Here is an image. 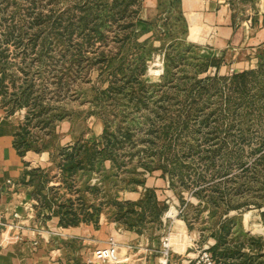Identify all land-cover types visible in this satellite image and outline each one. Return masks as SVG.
Segmentation results:
<instances>
[{"label": "rangeland", "instance_id": "374dc122", "mask_svg": "<svg viewBox=\"0 0 264 264\" xmlns=\"http://www.w3.org/2000/svg\"><path fill=\"white\" fill-rule=\"evenodd\" d=\"M110 1L108 0L109 3ZM139 1L141 10L138 15L135 16L131 13L136 8V4H133L128 7L126 18L119 19V17L116 20L105 18L102 21L101 31L105 33V38L102 41L94 38L92 47L83 46L82 49L83 54L89 58L103 52L105 61L98 65H91L87 60L80 62L79 66L82 67V71L78 72V76L69 87V92L64 95L55 92L51 84V69L54 65L58 67L73 65L70 54L75 52V43L79 42L81 37L76 33L73 34L70 38L69 50L67 49L66 57L63 59L56 55L57 49L60 47L50 44L55 42L52 34L50 37H47L46 34L43 37L36 36L37 45L30 51L32 33L36 32V29H29V22L37 12L46 15L55 14L56 11H67L66 16L70 15L72 17L70 20L75 23L78 16L83 14L79 12V7L82 9L85 7L83 5L87 4L86 6L95 5L99 8L100 4L93 0H0V69L5 68L8 73L0 83V113L11 116L15 122L16 131H21V126L26 124L27 138L33 139L35 146L43 142H53L56 147H59L72 142L82 134L86 138L97 137L101 134L104 126L100 117L101 113L110 111L111 114L121 113L124 115L123 113L126 114L135 109L134 105L124 106L125 102L113 105V100L107 94L100 93L107 86L106 79L110 72H116L115 78L121 80L122 76L128 74V67L134 74L143 68L139 79L150 85L146 91L150 105L128 115L127 120L131 123L130 118L135 117L134 124L139 127L141 126V123L139 124L141 114L150 115L151 113L152 117L157 118L167 111L165 114L172 118V122H176V131L184 133L179 136V143L182 146L192 145L197 152L202 153L224 145L228 151L234 150L233 152H237V155L241 156L239 162L244 164L243 168H251L246 179L242 178L241 170L243 168L236 166L231 169L228 176L240 174L238 177H241L245 182L248 181V184L253 186L254 192L228 196L227 204L238 209L230 210L222 218H225V228L228 230V245L232 247L242 244L241 252L249 258L254 256L253 264H264V222L261 217V212L264 210V159L258 160V157L264 152V114L260 120L254 115L242 122L238 116L224 120L218 117L216 122L203 126L201 129L203 132L198 135L189 133L190 130L198 128L196 123L189 122L186 126L177 123L178 116H181L185 111L181 102L186 92L181 84L185 82L190 84L215 74L229 76L233 72L253 69L259 64H264V42H261L258 37L263 20L262 23L255 20L259 17L256 15L259 8L258 2L257 0L229 1L227 8L235 18L236 28H241L240 26L246 22L249 28L253 31L256 29L258 32L256 36H249L248 39L246 34L238 33L231 40L225 42L223 48H218L215 44V37H210V41L203 44L189 40L187 19L181 0ZM104 3L105 1L101 5H105ZM131 23L134 25L131 26ZM10 26L15 27L11 29ZM22 26L24 29L20 30L19 28ZM122 26L127 27L123 30L120 29ZM22 31H24L20 37L22 45L17 46L15 42L18 40V34ZM118 31H123L120 35L127 34L125 41H116ZM8 32H11V37L6 42ZM25 55L26 57H24ZM23 58L25 59L24 63L21 62ZM11 72L14 75H10ZM163 74L166 75L165 80L162 79ZM25 80L32 81L36 90L40 92L43 106L40 109L41 112L35 109L32 100L28 106H15L16 97L24 86ZM161 81L166 84L162 90L155 85ZM167 87L174 88L167 93L165 92ZM167 97L171 98V101L169 104L166 103L163 112L156 102ZM217 100H220V97L213 96L206 100L205 113L212 111L217 106V102H219ZM44 111L45 113H43ZM37 114L40 116L35 118L34 115ZM27 116L30 121H26ZM44 116L48 123L47 126L42 121ZM215 127L220 131L221 141L206 140V131L215 129ZM48 130H52L55 135L53 141L48 135ZM217 142L219 143L217 144ZM261 144H263V148L261 147V150L253 154L255 148ZM200 153L187 158L181 153L183 157L178 161V165L191 168V174L185 180L188 189H172L169 180L161 177L160 170L145 171L143 186L155 190L157 200L164 210L158 221L148 215L145 221L139 225L141 232L124 227L119 222L110 219L109 209L101 208L98 226L103 223H114L121 228V231L129 232L130 238L128 237L122 243L115 237H111L117 242L118 249L124 253L126 261L141 259L143 264H157V258L160 257V239L166 235L170 237L171 258L178 263L191 264L200 248L209 247L211 251L215 241L211 238L210 233L217 226V221L226 207L225 204L218 208L212 207L202 197L197 198L193 194L197 189L195 181L197 173L206 168L205 162L198 157ZM225 153L224 151L221 157L220 155L217 157L216 168L225 164L223 163ZM48 166L50 175L56 177L51 179L47 186L58 185L60 181L58 167L55 163H50ZM138 169L142 171V169ZM207 172L202 184H210L224 178L217 177L212 181ZM28 178L26 177L25 180ZM89 179L91 185L100 184L95 174ZM19 184L21 190H27V192L32 190L31 186L23 185L20 180ZM175 184L177 187H181L178 182ZM44 192L46 191L44 190ZM59 193H65V198L69 196L76 198V194H70L64 189ZM142 195L141 187H137L133 191H119L117 199L136 201ZM89 198H92L94 204L99 201L91 195ZM258 203L259 205H257ZM87 225L95 227L93 223ZM260 245L261 249L258 248Z\"/></svg>", "mask_w": 264, "mask_h": 264}, {"label": "trees", "instance_id": "16d2710c", "mask_svg": "<svg viewBox=\"0 0 264 264\" xmlns=\"http://www.w3.org/2000/svg\"><path fill=\"white\" fill-rule=\"evenodd\" d=\"M93 1L100 5L105 1V5H101V8L100 5L97 8L95 5L86 6L87 4L83 5L85 7L82 9L79 7V12L83 14L78 16L75 23L70 20L72 19L70 15L66 16L67 11H56L55 14L46 15L37 12L32 21L29 22L28 28L36 29V32L32 33L30 51L37 45L38 39L36 40V36L41 35L43 37L46 34L47 37H50L52 34L55 42L50 44L60 47L57 49L59 54L56 55L63 59L66 57L70 38L73 34L76 33L81 37L80 41L75 43V52L70 54L73 65L70 67L54 65L51 69V84L55 92L67 95L70 85L78 76V72L82 71V67L79 66L80 62L87 60L90 61L91 65H98L105 61L103 52L89 58L83 54L82 49L83 46L92 47L94 38L98 41L105 38V33L101 31L102 21L105 18L116 20L120 17L119 19H124L128 7L133 4H136L135 10L131 11L133 15H138L141 10L139 0H111L110 3L108 0ZM133 25L131 23V26ZM14 27L10 26L11 29ZM125 27L127 26H122L120 29L124 30ZM19 29L23 30L24 26ZM24 31L17 36L18 40L15 42L17 46L22 45L20 37H22ZM117 33V42L127 39V34L120 35L123 31ZM10 37L11 32H8L6 42L10 40ZM38 58L40 59V56ZM21 62L24 63L25 59L23 58ZM142 70L143 68H140L139 72L134 74L128 67V74L122 76L121 80L115 78L116 72H110L109 77L106 79L107 86L100 93L107 94L113 100V105L125 102L124 106L134 105L135 109L126 114L123 113L124 115L121 113L111 114L110 111L101 113L100 117L104 126L101 134L97 137L86 138L82 134L72 142L59 147H56L53 142H43L35 146L33 139L29 140L27 138L26 124L21 126V131L15 130L13 145L20 156H24L30 150L36 153L47 151L49 162L51 164L55 163L60 171L58 185L47 186L51 179L56 177L50 175L49 166H37L23 170L20 183L32 187L29 195L36 201L34 208L37 215L44 212L42 214L44 219L57 216L58 226L60 227L78 226L81 223H93L95 227H98L97 223L101 208L107 207L110 219L119 222L124 227L141 232L139 225L145 221L148 215L158 221L164 210V207L157 200L155 190L143 186L145 171L160 170L161 177L169 180L172 189H188L185 180L191 174V168L178 165V161L183 156L187 158L200 152H197L192 145L182 146L179 143V136L184 133L183 131H176V122H172V118L165 114L167 111L164 112L165 105L170 103L171 98H162L156 102L164 112L161 116L154 118L150 112V115L141 114L139 116L141 126L139 127L134 124L135 117L130 118L131 123L127 120L128 115H132L135 111L143 110L147 105H150L149 96L146 93L150 85L139 79ZM0 73V83H2L8 73H6L5 68L0 69ZM10 75H14V73L11 72ZM165 78L166 75L163 74L162 79L165 80ZM24 83L16 97L15 106H28L32 100L35 109L41 112L40 109L43 106L39 90H36L32 81L25 80ZM155 85L162 90L166 84L161 81ZM181 85L186 92L181 102V105L185 107V111L181 116H178L179 121L177 123L181 126H186L189 122L196 123L198 128L190 130V134L198 135L202 133L203 126L216 122L218 117L224 120L225 118L238 116L242 122L247 121L249 117L254 115L260 120V117L264 114V64H259L253 69L233 72L229 76L215 74L190 84L185 82ZM173 88L167 87L165 92L168 93ZM213 96L220 97V100H217L219 102L212 111L205 113L206 100ZM39 116L40 114L34 115L35 118ZM26 121H30V118ZM42 121H44L45 126L48 125L45 116ZM47 132L51 141H53L55 135L52 130ZM220 135V131L215 127V129L206 131L205 139L213 142L214 140L221 141ZM222 139L224 140V138ZM180 146L181 148H179ZM261 147L263 148V144L255 148L252 153L255 154L256 151L262 149ZM224 151L226 152L223 162L225 164L216 168V159L219 155L221 157ZM233 151H228L224 145H219L198 155L199 159L205 162L206 168L197 173L198 176L195 178L197 189L193 194L197 198L202 197L206 203L215 208L225 204L226 208L222 211L217 226L210 233L211 238L215 241L211 247V253L215 260L220 264H253L254 256L249 258L241 252L242 244H236L232 247L228 245V230L225 228V218H222L230 210L238 209L227 204L226 199L228 196L254 192L252 190L253 186L248 184V181L245 182L241 177H238L240 174L228 176L234 166L237 168L244 167V164L239 162L241 156ZM181 153L183 156H181ZM260 159H264V152L258 157V160ZM25 166L28 165L25 163ZM250 169V167H246L241 170L242 178L246 179ZM206 172L212 181H214L213 179L216 180L217 177L224 178L205 185L202 184V181H205ZM94 174L97 175L100 181L99 185H91L89 182V178ZM26 177H29L28 180H25ZM175 182H178L181 187H177ZM137 187H141L143 191L142 197L138 200L117 199L119 191H133ZM62 189L70 194H76V198L70 196L65 198V193H59ZM89 195L99 201L94 204ZM261 217L264 222V210L261 212ZM258 248L261 249V245Z\"/></svg>", "mask_w": 264, "mask_h": 264}, {"label": "crops", "instance_id": "0c3cea01", "mask_svg": "<svg viewBox=\"0 0 264 264\" xmlns=\"http://www.w3.org/2000/svg\"><path fill=\"white\" fill-rule=\"evenodd\" d=\"M229 1L181 0L189 40L203 44L215 37L217 47L223 48L225 42L238 33L246 34L247 39L256 36L258 31H253L246 22L236 28L235 18L227 8ZM257 2L256 15L259 17L255 20L261 23L263 20L258 37L264 42V0ZM219 42L221 44H217ZM14 132V120L0 113V221L3 223L0 227V264H112L96 261L94 250L106 246L110 237L124 242L130 238L129 232L121 231L114 223H103L98 227L87 224L60 227L57 216L44 219L41 217L44 212L37 215L36 201L27 190L19 188V180L25 168L47 167L49 155L47 151H27L20 156L13 145ZM118 255L126 259L121 249H118ZM125 264L143 262L141 259L127 260Z\"/></svg>", "mask_w": 264, "mask_h": 264}, {"label": "built area", "instance_id": "2783aa9c", "mask_svg": "<svg viewBox=\"0 0 264 264\" xmlns=\"http://www.w3.org/2000/svg\"><path fill=\"white\" fill-rule=\"evenodd\" d=\"M15 216V215H14ZM3 223L0 221V227ZM172 249L170 246L169 235L160 239V257L157 258V264H185L178 263L171 258ZM96 261L101 263L125 264L126 259L118 255L117 242L113 238H108L104 247L96 248L93 252ZM162 258V260H161ZM191 264H220L215 260L209 247L200 248L195 254Z\"/></svg>", "mask_w": 264, "mask_h": 264}, {"label": "bare ground", "instance_id": "6f19581e", "mask_svg": "<svg viewBox=\"0 0 264 264\" xmlns=\"http://www.w3.org/2000/svg\"><path fill=\"white\" fill-rule=\"evenodd\" d=\"M162 260V259H161Z\"/></svg>", "mask_w": 264, "mask_h": 264}]
</instances>
